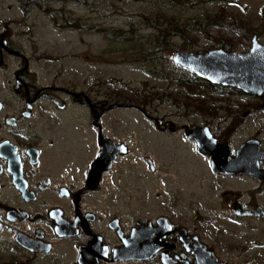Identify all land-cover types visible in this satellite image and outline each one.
<instances>
[{
	"label": "rangeland",
	"instance_id": "374dc122",
	"mask_svg": "<svg viewBox=\"0 0 264 264\" xmlns=\"http://www.w3.org/2000/svg\"><path fill=\"white\" fill-rule=\"evenodd\" d=\"M46 1L48 4L43 7L28 3L26 16L19 0H0V14L15 21L14 38L26 53L41 57L33 68L45 77V82L56 73V82L63 87L93 92L95 99L109 101L111 109L100 119L103 132L128 146V152L118 156L106 175L113 211L128 221L153 219L169 213L170 206L190 219L200 212L207 221L199 234L215 244L221 260L231 264H264V218L240 219L230 210L235 197L246 203L253 200L264 209V187L249 176L214 175L208 159L197 153L195 144L182 132L161 133L145 116L146 113L183 124L186 115L197 108L240 110L236 128L230 118L218 126L223 118L220 114L213 129L220 133V127L228 133L233 153L252 136L264 144V96L257 98L228 90L209 92L196 86L186 89L177 83L178 77L183 79L185 75L166 71L174 65L172 55L179 48L204 53L230 39L234 44L232 51H247L253 35L251 27L259 26L257 36L264 43V0ZM44 8L55 11L56 24ZM215 15L224 22L214 21ZM64 18L66 27L61 26ZM174 20L176 25L189 30L188 39L165 36L170 44L163 50L156 69L162 76L145 71L141 68L144 62L135 58L139 55L131 44L143 43L146 48L147 39L151 35L158 37L161 29L169 28L168 22ZM92 27L114 28L123 38L111 41ZM187 95H191L194 104H190ZM202 103L211 107H202ZM249 108H254V112L243 116L242 112ZM77 113L82 114L80 110ZM85 118L72 131V140L81 139L84 144L82 166L95 157L97 150L96 129ZM204 118L191 115L190 122ZM146 158L153 162L154 171Z\"/></svg>",
	"mask_w": 264,
	"mask_h": 264
},
{
	"label": "flooded vegetation",
	"instance_id": "af4514ba",
	"mask_svg": "<svg viewBox=\"0 0 264 264\" xmlns=\"http://www.w3.org/2000/svg\"><path fill=\"white\" fill-rule=\"evenodd\" d=\"M14 25V20L0 14V264H199L200 258L208 257L206 252L231 264L221 260L215 244L199 234L207 221L200 212L190 219L170 206L169 213L153 219L128 221L113 211L106 177L111 167L90 172L99 142L110 139L100 123L111 109L109 101L95 99L93 92L63 87L56 82V73L45 82L33 68L41 57L27 54L15 40ZM253 112L249 108L242 113ZM220 114L218 126L227 118L234 128L238 126L240 110L230 108L194 109L183 124L145 116L161 133L185 136L187 127L206 126L230 148L228 133L213 129ZM191 115L206 118L190 122ZM83 117L96 129L97 146L95 157L84 166L80 163L84 144L72 140V131ZM248 139H257L264 149L261 139ZM238 147L234 153L230 149L232 155ZM200 155L210 166L211 157ZM259 165L264 170V162ZM211 172L220 177L249 176L264 187V181L252 175ZM236 209L247 212L239 214ZM230 210L240 219L264 218L263 207L253 200L246 203L235 197Z\"/></svg>",
	"mask_w": 264,
	"mask_h": 264
},
{
	"label": "water",
	"instance_id": "95a60500",
	"mask_svg": "<svg viewBox=\"0 0 264 264\" xmlns=\"http://www.w3.org/2000/svg\"><path fill=\"white\" fill-rule=\"evenodd\" d=\"M172 62L213 85L235 88L258 98L264 96V43L257 34L252 35L249 49L241 53L221 47L204 53L177 50L172 55ZM185 136L195 142L200 154L211 157L214 173L248 174L264 181V170L259 165L260 161L264 162V149L260 148L257 139L246 140L232 155L229 146L218 142L206 126L187 127ZM99 146L98 155L91 163V173L109 169L117 155L128 151L126 143L113 139L100 141ZM149 163L153 170L151 160ZM237 212L244 214L247 211ZM206 253L208 257L200 258L199 264H225L211 252Z\"/></svg>",
	"mask_w": 264,
	"mask_h": 264
},
{
	"label": "trees",
	"instance_id": "16d2710c",
	"mask_svg": "<svg viewBox=\"0 0 264 264\" xmlns=\"http://www.w3.org/2000/svg\"><path fill=\"white\" fill-rule=\"evenodd\" d=\"M34 2V3H32ZM45 2V3H44ZM20 6L22 7V9L24 10V14L27 16L28 12H29V8H28V3H32L35 5H38L40 7H43V4H48L46 0H32V1H28V0H19ZM185 5V3H183ZM45 10H47L50 18L54 21V23L56 24V15H55V11H51L49 8H44ZM262 26H264V6L262 8ZM225 19H223L222 17H220L219 15H215L214 16V21H216L217 23L222 24V22H224ZM66 19L64 18V23L61 25L62 27H66L67 23H66ZM169 23V28L165 27L163 29L159 28L162 30V32L160 33V35L158 37L152 36L149 37L147 39V43L148 46L146 48H143V43H138V42H134L133 44H131L133 46L132 49L135 50L136 54L139 55V57H135V58H140L139 60L144 62V65H141V68H143L145 71L147 72H152L155 74H158L159 76H162V72H158L156 71V69L158 68L157 66H160L161 63V59H162V54H163V50L167 47L168 44H170V39L166 40L165 36H169V35H174V36H178L182 39H188L189 36V30H185L183 26H178L174 22L170 21ZM217 24V25H220ZM162 27V26H160ZM93 30H95L96 32H103L105 36H107L111 41H117V39H121L122 37V33H120V31L114 29V28H99V27H92ZM171 28V29H170ZM250 31L253 34H257L258 36L260 35L259 33V26L258 27H251ZM125 38V37H124ZM147 38V36H146ZM226 41H222L221 42V48L224 49H228L231 50L234 48V44L232 41H230V39H225ZM125 41V40H124ZM185 46V45H184ZM187 49H189L188 47L184 49L179 48L178 50L180 51H188ZM136 56V55H135ZM152 67V68H151ZM167 73L169 74L170 72H179L184 76L183 79L179 78L177 79V83H179L182 86H186V89L189 88H193V87H204L207 91L209 92H218V90H228V91H233V92H238L241 94H244L243 92L235 89V88H228V87H223V86H219V85H213L209 82H207L206 80L196 76L194 73H192L191 71L184 69L178 65H170L167 69H166ZM212 90V91H211ZM188 101H192L191 100V95H187L186 96ZM185 98V99H186ZM184 99V100H185ZM184 102H187L186 100ZM201 102H204V100H202ZM190 103V102H188ZM190 104H194V101H192ZM196 106L200 107L201 104H197L195 102ZM204 104V103H202ZM202 107H211V105H209L208 103L204 104Z\"/></svg>",
	"mask_w": 264,
	"mask_h": 264
}]
</instances>
